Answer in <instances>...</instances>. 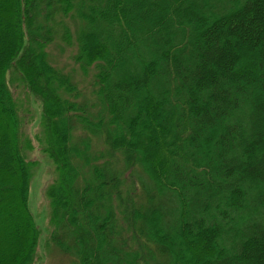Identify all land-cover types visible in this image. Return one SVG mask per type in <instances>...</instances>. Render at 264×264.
<instances>
[{"label": "trees", "instance_id": "trees-1", "mask_svg": "<svg viewBox=\"0 0 264 264\" xmlns=\"http://www.w3.org/2000/svg\"><path fill=\"white\" fill-rule=\"evenodd\" d=\"M69 22L94 121L49 58ZM35 147L77 264H264V0H0V264L35 261Z\"/></svg>", "mask_w": 264, "mask_h": 264}, {"label": "rangeland", "instance_id": "rangeland-1", "mask_svg": "<svg viewBox=\"0 0 264 264\" xmlns=\"http://www.w3.org/2000/svg\"><path fill=\"white\" fill-rule=\"evenodd\" d=\"M69 23L73 24L72 22ZM75 28L76 26L74 25V28L71 29L72 43L70 46L62 41H55L50 45L48 54L51 63L63 73L69 75L78 91H81V97L78 99V102L83 106L84 110L78 112V115L86 116L89 120L94 121L100 111L98 104H95L96 97L93 94L95 71L91 69L83 72L72 59V56L77 52ZM85 136L91 139V152L89 151V154L99 151L100 145L97 138L90 131L84 132L83 137ZM27 158L38 162L30 181L29 191V208L40 231L37 253L35 261L32 264H77V260L71 254L60 250V248L56 245L54 246L48 240L49 229L44 190L53 178V165L42 154L39 147H35L34 150L28 152Z\"/></svg>", "mask_w": 264, "mask_h": 264}]
</instances>
